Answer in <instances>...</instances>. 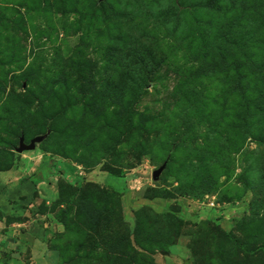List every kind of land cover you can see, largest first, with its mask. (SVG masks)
<instances>
[{
	"label": "rangeland",
	"instance_id": "374dc122",
	"mask_svg": "<svg viewBox=\"0 0 264 264\" xmlns=\"http://www.w3.org/2000/svg\"><path fill=\"white\" fill-rule=\"evenodd\" d=\"M23 153L71 181L38 204L48 264H264V0H0Z\"/></svg>",
	"mask_w": 264,
	"mask_h": 264
},
{
	"label": "crops",
	"instance_id": "0c3cea01",
	"mask_svg": "<svg viewBox=\"0 0 264 264\" xmlns=\"http://www.w3.org/2000/svg\"><path fill=\"white\" fill-rule=\"evenodd\" d=\"M31 158L23 153L7 167L0 164V260L8 264H23L25 258L32 264H48L45 240L54 223L38 204L56 199L60 184H71L65 174L68 168L59 159L37 155L31 162ZM44 218L49 223L39 222Z\"/></svg>",
	"mask_w": 264,
	"mask_h": 264
},
{
	"label": "water",
	"instance_id": "95a60500",
	"mask_svg": "<svg viewBox=\"0 0 264 264\" xmlns=\"http://www.w3.org/2000/svg\"><path fill=\"white\" fill-rule=\"evenodd\" d=\"M44 139V136H37L32 138L28 144H26L24 142V138L21 137L19 139V143H18V147L15 149L16 153H22L24 151H30L33 150L35 148L36 143H40L42 140ZM164 165H162L161 167H159L158 169L154 170L151 174V178L153 181L158 180L159 174L161 173V171L163 170Z\"/></svg>",
	"mask_w": 264,
	"mask_h": 264
},
{
	"label": "trees",
	"instance_id": "16d2710c",
	"mask_svg": "<svg viewBox=\"0 0 264 264\" xmlns=\"http://www.w3.org/2000/svg\"><path fill=\"white\" fill-rule=\"evenodd\" d=\"M66 184H67V183H66ZM62 185H63V184H60V186H62ZM64 185H65V184H64ZM67 185H68V184H67ZM67 185H66V186H67ZM68 186H69V187H72L71 185H68Z\"/></svg>",
	"mask_w": 264,
	"mask_h": 264
}]
</instances>
